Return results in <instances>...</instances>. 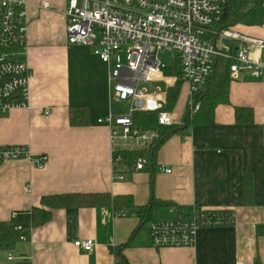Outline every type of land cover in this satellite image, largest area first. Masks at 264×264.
I'll return each instance as SVG.
<instances>
[{"label": "crops", "instance_id": "crops-1", "mask_svg": "<svg viewBox=\"0 0 264 264\" xmlns=\"http://www.w3.org/2000/svg\"><path fill=\"white\" fill-rule=\"evenodd\" d=\"M253 1L248 8L255 7ZM27 3L29 105L0 119V147L26 148L31 159L0 163V224L17 235L15 228L22 226L28 240H18L10 252L0 250V264H264V81L246 71L230 74L229 104L216 108L213 124L173 134L153 166L130 172L114 165L110 130L98 124L110 113L118 115L108 84L113 62L107 66L90 48L68 44V0ZM232 29L264 41V25ZM248 49L251 61L264 63L263 49ZM176 67L179 80V62ZM177 82L167 80V94ZM183 89L187 104L180 115L172 113L175 125H181L189 102V85ZM80 108L88 110L89 125L73 127L70 112ZM237 109L243 110L242 121ZM41 157L48 158L43 168L36 164ZM72 194L129 197L137 207L152 200L166 204L156 210L154 222L173 220L177 208L231 211L234 221L200 230L193 247L156 250L149 223L141 226L136 214L42 205L43 198ZM33 209L51 212L50 222L33 228ZM86 240L95 242L92 253L74 246Z\"/></svg>", "mask_w": 264, "mask_h": 264}, {"label": "built area", "instance_id": "built-area-1", "mask_svg": "<svg viewBox=\"0 0 264 264\" xmlns=\"http://www.w3.org/2000/svg\"><path fill=\"white\" fill-rule=\"evenodd\" d=\"M230 1L68 0L65 11L68 44L90 48L107 66L113 62L108 82L111 99L116 104L128 105L125 114L110 113L98 120L99 125L110 130L116 167H120L121 160L118 152L123 150L118 149L117 143H122L128 151H142L159 139L157 132L142 133L136 128L135 114L157 115L161 127L175 125L174 115L165 110L168 94L145 87L163 79L166 66L159 60L161 52L171 50L176 54L179 79L189 85L187 106L193 113L199 110L195 97L203 94L220 59L230 63L231 75L246 71L264 81V63L251 61L248 49L253 45L264 50V41L243 36L232 28H219ZM27 8V0H0V119L14 108L29 105L32 71L26 60ZM224 40L230 44H224ZM234 43L241 44L237 51L231 47ZM30 159L26 148L0 147V163ZM47 160L41 157L36 164L43 168ZM148 167L149 162L139 158L133 166L125 168L140 172ZM174 216L171 221L149 223L154 249L193 247L200 230L230 225L234 221V216L224 211L200 208L185 212L175 209ZM16 217L14 213L12 218ZM15 230L19 241L28 240L22 226ZM74 246L84 253H92L95 242L77 241Z\"/></svg>", "mask_w": 264, "mask_h": 264}, {"label": "trees", "instance_id": "trees-1", "mask_svg": "<svg viewBox=\"0 0 264 264\" xmlns=\"http://www.w3.org/2000/svg\"><path fill=\"white\" fill-rule=\"evenodd\" d=\"M250 0H231L227 5L226 18L221 22L219 28L228 29L237 25L248 27H260L264 25V0H257L254 8H248ZM178 62V61H177ZM230 63L225 60H218L215 64L212 75L210 76L202 96L196 100L199 110L193 113L187 106L181 125L172 127H161L158 124L157 115L147 113H137L134 115V124L140 132H157L159 139L147 150L142 151H120L119 165L121 167L133 166L139 158H144L153 166L156 154L161 145L173 134L184 131L196 125H211L214 122V112L219 105L229 104L230 86ZM184 83L179 79L175 87L168 91L167 104L165 110L172 112L178 102ZM242 109L236 110L237 120H241ZM252 120V114H249ZM242 121V120H241ZM70 125L73 127H85L89 125V113L86 108L72 109L70 112ZM251 191V189H250ZM42 205L50 210L56 209H87V208H112L116 216H126L136 214L140 218L141 226L152 223L154 213L164 203L152 200L146 207H137L132 198L118 197L113 198L109 194H72L46 197L42 199ZM177 210L185 212L181 208ZM189 211V210H188ZM228 215H233L231 211H224ZM234 216V215H233ZM51 212L33 209L32 222L33 228L43 226L50 222ZM19 240L14 229L7 224H0V250L10 252ZM119 257V256H118ZM19 264H30L22 262ZM255 264H260L256 261Z\"/></svg>", "mask_w": 264, "mask_h": 264}, {"label": "rangeland", "instance_id": "rangeland-1", "mask_svg": "<svg viewBox=\"0 0 264 264\" xmlns=\"http://www.w3.org/2000/svg\"><path fill=\"white\" fill-rule=\"evenodd\" d=\"M64 1V0H61ZM250 3V2H249ZM159 60L166 66V69H164V73H163V79L164 82L162 83H157L156 85L154 84H147L145 87L150 91V89H156L161 91L162 93H166L168 86L166 84L167 80H174V81H178V71H177V67H176V63L177 62V58H176V54L174 52H172L171 50H165L163 52L160 53L159 55ZM187 104V98H186V89H183L178 102L174 108V110L172 111L173 114L180 115L181 111L185 108ZM127 104H114L113 106V111L115 113H121V114H125L127 112Z\"/></svg>", "mask_w": 264, "mask_h": 264}, {"label": "water", "instance_id": "water-1", "mask_svg": "<svg viewBox=\"0 0 264 264\" xmlns=\"http://www.w3.org/2000/svg\"><path fill=\"white\" fill-rule=\"evenodd\" d=\"M226 15H227V10L225 9L224 14H223V20L226 18ZM223 43L226 44V45H229V44H230V42H229L228 40H224ZM236 51H237V50H236ZM201 96H202V93H199V94L195 97V99L198 100Z\"/></svg>", "mask_w": 264, "mask_h": 264}]
</instances>
